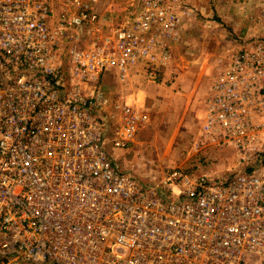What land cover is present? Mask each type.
<instances>
[{
    "label": "built area",
    "instance_id": "2783aa9c",
    "mask_svg": "<svg viewBox=\"0 0 264 264\" xmlns=\"http://www.w3.org/2000/svg\"><path fill=\"white\" fill-rule=\"evenodd\" d=\"M103 1L0 0V264H264V40L227 51L192 142L226 175L144 181L115 154L148 110L107 114L102 81L175 79L197 0Z\"/></svg>",
    "mask_w": 264,
    "mask_h": 264
},
{
    "label": "rangeland",
    "instance_id": "374dc122",
    "mask_svg": "<svg viewBox=\"0 0 264 264\" xmlns=\"http://www.w3.org/2000/svg\"><path fill=\"white\" fill-rule=\"evenodd\" d=\"M115 1L117 5L109 9L113 0H104L101 13L109 15L114 10L120 14L134 0ZM221 1L203 0L201 5L196 1V22L174 48L175 79L169 73L162 87L147 85L140 77L132 78L125 86L113 75H107L102 81L101 90L109 101L105 106L107 114L112 112L110 102L115 98L136 96L138 91H143L139 94V104L147 108L149 121L141 127L128 150L115 154L117 164L141 180L152 181L174 167L195 175L224 176L232 166L233 153L229 150L210 148L194 153L191 146L200 126L204 100L224 65L227 51L239 49L253 40H264V21L258 9L247 18L248 14L241 15L238 6L228 4V0ZM249 28L258 35L245 37ZM151 124L154 129L143 131Z\"/></svg>",
    "mask_w": 264,
    "mask_h": 264
},
{
    "label": "crops",
    "instance_id": "0c3cea01",
    "mask_svg": "<svg viewBox=\"0 0 264 264\" xmlns=\"http://www.w3.org/2000/svg\"><path fill=\"white\" fill-rule=\"evenodd\" d=\"M223 1V0H222ZM221 1V3H222ZM227 1V0H226ZM228 4H233V5H236L238 6V8L240 9V14L241 15H244V14H248L247 15V18L248 16L252 13V11L254 9H258L259 12H262L263 15L260 17L261 20L264 21V12L262 10V8L264 7V0H228ZM201 2H203V0H198V4L201 5ZM231 2V3H230ZM117 4H116V1L113 0L112 4L110 5L109 8H111V6L115 7ZM219 6L222 7V4H219ZM232 6V5H231ZM264 9V8H263ZM241 15H238L241 17ZM246 17V16H245ZM244 17V18H245ZM250 19H252L251 17H249ZM239 19V18H238ZM229 21V20H228ZM252 28H249V31L247 33H245V37H255L258 35V33H255L254 31H251ZM243 34V32H241ZM163 85L159 86V87H162ZM138 94L135 96L134 94H128L126 96H122L124 97L128 102H137L138 104L140 103V99H139V94L143 93V91H138L137 92ZM140 105V104H139ZM150 128H153L154 129V125L152 126V124L146 128L145 130L143 131H149ZM152 130V129H151ZM153 131V130H152Z\"/></svg>",
    "mask_w": 264,
    "mask_h": 264
}]
</instances>
